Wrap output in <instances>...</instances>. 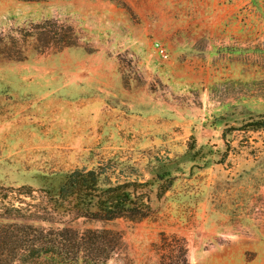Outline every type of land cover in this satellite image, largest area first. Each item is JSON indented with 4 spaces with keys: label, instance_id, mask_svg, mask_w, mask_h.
<instances>
[{
    "label": "rangeland",
    "instance_id": "374dc122",
    "mask_svg": "<svg viewBox=\"0 0 264 264\" xmlns=\"http://www.w3.org/2000/svg\"><path fill=\"white\" fill-rule=\"evenodd\" d=\"M260 115L264 0H0L1 226L120 234L107 264H264ZM100 165L176 179L143 216L54 204Z\"/></svg>",
    "mask_w": 264,
    "mask_h": 264
},
{
    "label": "trees",
    "instance_id": "16d2710c",
    "mask_svg": "<svg viewBox=\"0 0 264 264\" xmlns=\"http://www.w3.org/2000/svg\"><path fill=\"white\" fill-rule=\"evenodd\" d=\"M242 128L264 130V115L251 119ZM233 130L227 129L224 139ZM107 170L100 165L67 173L57 193L51 196L54 204L81 215L99 212L143 216L152 209L151 192L161 199L176 179L165 171L157 172L152 181H118ZM121 239L120 234L111 231L9 223L0 225V264H107Z\"/></svg>",
    "mask_w": 264,
    "mask_h": 264
},
{
    "label": "built area",
    "instance_id": "2783aa9c",
    "mask_svg": "<svg viewBox=\"0 0 264 264\" xmlns=\"http://www.w3.org/2000/svg\"><path fill=\"white\" fill-rule=\"evenodd\" d=\"M155 48L157 49V51L160 53L161 56L165 58L167 57V52L160 42L155 43Z\"/></svg>",
    "mask_w": 264,
    "mask_h": 264
},
{
    "label": "crops",
    "instance_id": "0c3cea01",
    "mask_svg": "<svg viewBox=\"0 0 264 264\" xmlns=\"http://www.w3.org/2000/svg\"><path fill=\"white\" fill-rule=\"evenodd\" d=\"M190 261H189V264H192V261H191V259H189Z\"/></svg>",
    "mask_w": 264,
    "mask_h": 264
}]
</instances>
